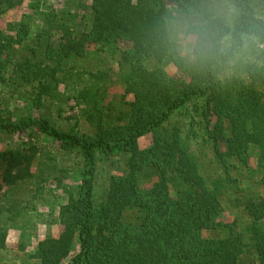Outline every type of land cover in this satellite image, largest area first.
<instances>
[{
	"label": "trees",
	"instance_id": "1",
	"mask_svg": "<svg viewBox=\"0 0 264 264\" xmlns=\"http://www.w3.org/2000/svg\"><path fill=\"white\" fill-rule=\"evenodd\" d=\"M88 1L60 11L0 0V253L24 217L8 194L20 183L45 194L32 172L45 138L81 161L55 212L58 235L37 242L35 263L264 264V58L229 76L174 58L165 22L203 0ZM234 2L264 26V0ZM25 3L29 12L5 33L3 15ZM13 99L24 115L8 111ZM251 157L263 173L257 197L240 187ZM226 205L239 214L223 224Z\"/></svg>",
	"mask_w": 264,
	"mask_h": 264
},
{
	"label": "rangeland",
	"instance_id": "2",
	"mask_svg": "<svg viewBox=\"0 0 264 264\" xmlns=\"http://www.w3.org/2000/svg\"><path fill=\"white\" fill-rule=\"evenodd\" d=\"M66 3L67 0H46V7L63 11ZM88 3V0H81L82 6ZM78 8L76 6L74 9L77 10ZM28 12L29 10H27L25 3L21 8L5 13L1 22L2 30L7 34H12L22 16ZM164 67L168 74L173 75L175 73L170 63H166ZM121 94L122 92L118 85L115 83L110 85L109 100L113 104H118ZM24 108V104L13 99L11 106L8 107V111L20 117L25 114ZM180 115L179 113L175 115L174 120H178ZM17 142L15 140L16 144ZM37 144L40 151L36 157L32 172L35 178L38 176L41 179V186L45 194L37 199L33 197V189H35L33 183H30L29 186L20 183L19 187L13 188L8 194L6 201L10 204H17L24 217L22 220L14 218L16 222L9 228L7 248L4 252L0 253V261L7 260L12 264H37L30 259L37 242L46 237H56L58 235L59 226L55 220V212H57L58 206L65 203L66 197L62 195V192L64 190L70 191L78 184L80 159L75 156L57 155L53 152L52 143L45 138H40ZM149 144V137L139 141L141 149L148 147ZM4 147H6L4 144L0 145L1 150H4ZM239 172L242 176L240 187H242L243 191L252 197L262 195L260 181L263 173L257 168L255 158L251 157L247 168L245 167L241 171L239 170ZM47 193H50L48 197L46 196ZM171 194L173 195L172 190ZM43 199L46 201L42 202ZM238 214L239 210L237 208L234 210L226 205L224 212L218 218V222L228 224L238 217ZM25 221L29 223L25 224ZM205 236L211 237V234L205 233ZM21 246L24 247L22 251L20 250Z\"/></svg>",
	"mask_w": 264,
	"mask_h": 264
},
{
	"label": "clouds",
	"instance_id": "3",
	"mask_svg": "<svg viewBox=\"0 0 264 264\" xmlns=\"http://www.w3.org/2000/svg\"><path fill=\"white\" fill-rule=\"evenodd\" d=\"M163 43L197 71L229 76L264 58V26L246 19L234 0H203L164 25Z\"/></svg>",
	"mask_w": 264,
	"mask_h": 264
}]
</instances>
